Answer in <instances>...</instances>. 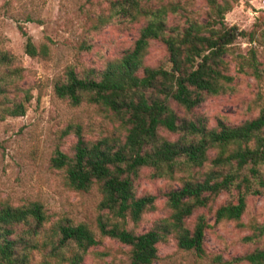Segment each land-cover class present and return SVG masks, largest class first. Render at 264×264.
I'll return each instance as SVG.
<instances>
[{
  "label": "trees",
  "instance_id": "obj_1",
  "mask_svg": "<svg viewBox=\"0 0 264 264\" xmlns=\"http://www.w3.org/2000/svg\"><path fill=\"white\" fill-rule=\"evenodd\" d=\"M205 11L192 17L181 0H114L109 15L99 25L115 18L142 22L132 46L99 69L78 73L68 67L54 86L57 98L78 107L86 102L109 111L124 137L87 141L80 125H71L76 142L72 155L57 150L51 158L54 169L63 170L65 184L74 191L95 187L101 212L96 228L100 238H109L128 248V264H155L158 245L174 239L179 249L203 256L205 233L214 223L241 219L247 200L264 190V106L256 117L238 125L217 121L208 127L194 114L208 97L227 91L235 76L264 82V68L257 51L235 54L239 38L255 43L264 54V21L258 19L249 31L225 23L239 0H203ZM170 17L177 18L169 23ZM21 28V27H20ZM98 28V27H97ZM24 52L31 58L43 54L21 28ZM160 43L165 60L146 64L148 49ZM14 57L0 52V122L23 117L32 100L30 91L18 90L12 68ZM12 87L14 96H7ZM22 96H17V93ZM173 136V139L163 136ZM151 179L178 184L161 194L169 214L147 231L135 228L146 212L155 209L157 195H137L141 172ZM234 193L231 200L214 207L216 199ZM200 210L192 227L188 220ZM49 217L40 202L20 206L0 203V264H83L88 251L100 243L86 223L65 219L45 225ZM132 224V228H129ZM245 242L264 239V224L254 225ZM264 264V245L227 264Z\"/></svg>",
  "mask_w": 264,
  "mask_h": 264
},
{
  "label": "rangeland",
  "instance_id": "obj_2",
  "mask_svg": "<svg viewBox=\"0 0 264 264\" xmlns=\"http://www.w3.org/2000/svg\"><path fill=\"white\" fill-rule=\"evenodd\" d=\"M111 1L114 0H0V52L14 57L12 68L19 70V76L15 78L17 89L28 90L32 95L25 116H6L0 122V203L20 206L40 202L49 217L46 229L65 219L88 224L100 243L88 251L83 264H128V248L115 240L100 238L96 228L101 214L97 189L93 187L80 192L67 187L64 171L54 169L51 158L57 150L72 155L76 138L73 133L65 134L71 125H80L87 141L106 137L122 139L124 131L103 107L86 102L72 107L55 96L54 86L63 79L68 67L81 74L88 69L99 70L132 46L142 22L130 23L115 18L99 25L100 18L109 15ZM181 1L187 3L192 17L203 15V0ZM258 19L264 21V0H239L225 15L228 26L243 31H249ZM176 20L170 17L169 23ZM20 27L32 38L42 55L31 58L25 54V39ZM251 48L257 51L264 68L262 48L255 43L239 38L232 49L235 54L245 55ZM165 57L164 47L153 42L148 49L146 64L155 66ZM227 60L234 81L225 93L206 98L194 110V114L206 119L208 127H214L217 121L231 126L241 124L256 117L259 106H264V82L258 84L248 76L235 74L231 57L228 56ZM7 96H14L12 87H9ZM17 96L21 97L22 93ZM161 134L167 136L163 131ZM149 175L148 170L141 172L135 184L137 195L154 194L158 199L155 209L143 215L135 228L137 233L147 231L157 220L169 214L161 194L178 186L176 182L151 179ZM234 196V193L222 194L213 206ZM199 213L208 214L206 210L197 211L188 220L190 228ZM208 221L210 228L205 233L203 256L179 249L175 240L170 238L158 245L155 264H227L256 247H262L264 239L257 243L243 239L252 235L254 225L264 224V190L260 196L247 200L241 227L235 222L215 224L209 214ZM132 227L129 224V228Z\"/></svg>",
  "mask_w": 264,
  "mask_h": 264
}]
</instances>
